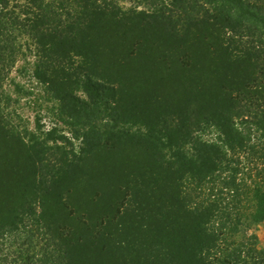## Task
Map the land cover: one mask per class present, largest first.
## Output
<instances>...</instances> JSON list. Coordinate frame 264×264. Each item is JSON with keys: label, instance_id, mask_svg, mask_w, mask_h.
Masks as SVG:
<instances>
[{"label": "rangeland", "instance_id": "374dc122", "mask_svg": "<svg viewBox=\"0 0 264 264\" xmlns=\"http://www.w3.org/2000/svg\"><path fill=\"white\" fill-rule=\"evenodd\" d=\"M121 1L124 19L101 20L84 39H90L86 45L94 62L78 60L90 64L92 80L100 85L98 105L75 92L73 98L81 99L75 108L85 113L73 112V103L66 107L72 112L64 113L50 88L36 79L31 56L3 79L0 114L17 135L5 136L6 128L0 126V226L13 221L12 213L19 209H33L52 235L72 241L74 264H176L184 249L171 241L182 247L193 244L198 216L193 209L199 208L205 233L219 237L211 259L238 254L237 220L252 211H238L240 182L230 176L238 169L240 152L229 150L224 133L236 138L242 127L263 148L264 126L243 123L234 110L228 121L205 119L235 107L244 90V72L250 71L247 79L259 78L256 64L238 58V37L230 31L199 48L193 46L198 42L183 44L174 33V28L181 31L176 15L155 23L139 15L144 8L135 11L128 0ZM214 28L218 33L221 26ZM121 131V141L107 142V136ZM33 138L50 153H32ZM219 148L227 153V163L217 162L218 171L208 174L211 157L206 153ZM260 152L255 165L240 155L249 188L264 187ZM46 167L57 176L56 187L35 192V177ZM245 236L264 249V221L248 222ZM183 262L188 264V258Z\"/></svg>", "mask_w": 264, "mask_h": 264}, {"label": "trees", "instance_id": "16d2710c", "mask_svg": "<svg viewBox=\"0 0 264 264\" xmlns=\"http://www.w3.org/2000/svg\"><path fill=\"white\" fill-rule=\"evenodd\" d=\"M21 2L22 4H18ZM121 2V0H0V91L6 74L21 61L28 64L31 56L34 59L32 66L36 79L50 88L53 98L64 107V113L67 111L70 114L73 111L76 114H84L85 112L76 110V103H80L81 99L73 98V94L84 93L96 104L101 89L100 85L92 80L94 75L90 64L78 62L79 59L94 62L88 53L89 46L86 45L90 39L86 43L84 39L101 20L108 19L114 22L124 19V7ZM128 2L133 5L135 11L144 8L139 15H144L155 23L159 20H172V15H176V27L181 31H175L174 28V33L183 40V44L198 42L193 46L199 45V48L208 38L220 36L222 32L227 31L238 37V58L243 59L245 63L256 64L255 73L259 72V78L247 79L251 75L249 70L245 71L244 90L235 107L229 106L222 112H215L205 120L212 121L215 118L231 120L234 118V110L237 113L235 117L242 119L243 123L264 126V110H259L260 104L264 102V0H128ZM218 25L221 26L219 34L214 28ZM198 55L196 53V56ZM184 56L185 54L181 55V58ZM95 89L97 93L94 92ZM1 97L0 107L3 96ZM10 101L9 98L4 104L8 105ZM71 103L74 107L72 111H68L67 104ZM83 105L85 106L86 102ZM6 122L7 116L0 114V126L6 128L2 133L9 137L17 135L13 127L6 126ZM241 128L238 126L236 138L234 135L224 133L229 150L240 152L238 169L232 170L230 176L231 179L240 182L236 189L238 211L242 213L246 210L252 211L249 217L245 218L242 215L237 220L238 234L242 240L238 244V254L228 252L224 258L211 259V251L217 248L219 237L214 233L209 236L205 233V220L197 208L199 210L193 209L195 215H198L193 226V244L182 247L183 245L175 240L171 241V244L175 243L176 247L185 250L178 254L179 262L186 257L188 264H264V249L257 247V243L251 244L245 236L248 222L255 224L264 221V187L255 185L249 188L243 181L245 175L240 169L241 154L247 155L243 160L251 165L260 162L262 158L256 159L255 155L261 153L260 151L264 152V141L263 148L257 146ZM262 130L264 131V127ZM123 131L118 135L111 133L106 138L107 142L112 143L114 140L113 143L117 144L124 138ZM87 137L88 134L85 135L86 139ZM32 142L30 148L32 153H50L51 149L44 142L37 138H33ZM214 147L211 145V151L215 149ZM206 154L211 157L208 160L211 164L209 171L207 170L208 174H215L218 171V166H215L217 162L227 163L228 155L221 148L215 153ZM39 159L42 165L43 156ZM47 168L50 167L43 170L46 173L40 172L39 176L36 175L35 179L37 178L39 185L33 189L35 192L48 191L56 187L57 176H53V171L50 172ZM193 174L199 176L200 173ZM12 214L13 221L5 222L3 227L0 226V240L8 236L4 244L0 243V260L4 261V264H74L72 241L52 235L46 221L34 217L36 213L33 209L21 208ZM215 216L211 213L212 218ZM20 226L24 231H20ZM6 228L8 231L4 233L3 229ZM179 262L176 264H180Z\"/></svg>", "mask_w": 264, "mask_h": 264}]
</instances>
